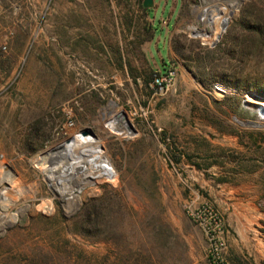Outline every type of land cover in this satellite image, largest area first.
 Instances as JSON below:
<instances>
[{"label":"rangeland","instance_id":"obj_1","mask_svg":"<svg viewBox=\"0 0 264 264\" xmlns=\"http://www.w3.org/2000/svg\"><path fill=\"white\" fill-rule=\"evenodd\" d=\"M143 2L0 0V264H210L187 212L206 202L225 260L264 264V0ZM82 138L114 171L78 182L64 162L68 214L49 162ZM87 205L104 220L85 234Z\"/></svg>","mask_w":264,"mask_h":264},{"label":"bare ground","instance_id":"obj_2","mask_svg":"<svg viewBox=\"0 0 264 264\" xmlns=\"http://www.w3.org/2000/svg\"><path fill=\"white\" fill-rule=\"evenodd\" d=\"M105 153L102 152L100 149L98 143L94 140H87V139H80L75 144L73 143L70 147H68L66 150L62 152V155L56 163V172L49 173V182L51 184V188L56 193L58 198L61 200L62 204L64 205L66 212L68 214L72 213V210L74 208V200H79V193H66L67 192V186L64 184L58 185L56 183L55 175H60L61 172H67V175L73 171L72 174L68 175L71 177L73 181H87L90 182V180L94 177L102 178L107 175V171H105V168H109V171H114V167L112 164L107 161L108 157H105ZM64 162H69V164L72 165V169H70V165H68V169L64 171L61 168L63 167ZM105 164V165H103ZM80 168H87L88 171L85 170L84 177L80 178L76 173V167ZM66 168V167H65ZM3 170H8L6 165L4 166ZM70 171V172H69ZM80 171V170H79ZM78 172V171H77ZM65 174V173H63ZM76 174V175H75ZM74 176V178H73ZM68 178V177H67ZM70 179V180H71ZM67 180V179H66ZM99 180V179H98ZM4 181V177L1 179V183ZM72 183V182H71ZM83 183V182H82ZM70 186V184H69ZM70 189V187H69ZM82 186L78 187V190L81 191ZM7 200H11L12 203L15 200H19L21 197V194L16 192L15 190H10L8 195H6ZM5 197V196H4ZM11 204V203H10ZM64 209V210H65ZM16 217V216H15ZM7 220V219H6ZM8 223V220L6 221Z\"/></svg>","mask_w":264,"mask_h":264},{"label":"built area","instance_id":"obj_3","mask_svg":"<svg viewBox=\"0 0 264 264\" xmlns=\"http://www.w3.org/2000/svg\"><path fill=\"white\" fill-rule=\"evenodd\" d=\"M166 81L167 78L156 76L155 82L158 86L163 87ZM187 212L206 234L210 264H230L224 258L226 249L224 221L218 210L206 202L199 206L189 205Z\"/></svg>","mask_w":264,"mask_h":264},{"label":"trees","instance_id":"obj_4","mask_svg":"<svg viewBox=\"0 0 264 264\" xmlns=\"http://www.w3.org/2000/svg\"><path fill=\"white\" fill-rule=\"evenodd\" d=\"M142 9H144V5L141 6ZM147 34L148 36L150 35V32L151 30L153 29V27L151 26H147ZM154 72L152 71L151 72V78L152 79V74ZM211 80H215V81H219L221 83H223L224 85L226 84H229L227 83L226 81H223L221 80L220 78H213V79H210V81H208V88L211 89V85H213V81ZM231 85V84H229ZM232 86V85H231ZM232 87H235V86H232ZM237 88V87H235ZM224 91H227V90H224ZM227 95H226V98H229L228 95H230V92H226ZM254 93H257L258 95L264 97V93H260V92H254ZM228 96V97H227ZM250 96H251V102H252V105L258 110V109H261V108H264V99H261V98H258V97H255L254 95H252L250 93ZM238 101V100H236ZM258 124H261L259 122H257ZM38 130L39 128L37 126L34 127V130L32 131L31 133V137L32 139L34 137H37L38 136ZM41 146H39L38 148H36V150H38ZM35 150V151H36ZM104 220V217H103V212H102V209L99 205H87L84 210H82V212L80 213V217L77 221V227L79 229V231L83 232V233H88L90 230H92L91 228H97L99 227V224L102 223V221Z\"/></svg>","mask_w":264,"mask_h":264},{"label":"water","instance_id":"obj_5","mask_svg":"<svg viewBox=\"0 0 264 264\" xmlns=\"http://www.w3.org/2000/svg\"><path fill=\"white\" fill-rule=\"evenodd\" d=\"M153 3H154V0H144L143 5H144L145 8H151V7L153 6ZM249 93H251V94L254 95L255 97H258V98L264 99V97L258 95L257 93H254V92H249ZM124 114H125V113H124ZM125 116H126V114H125ZM126 118H127V116H126ZM127 119H128V118H127ZM235 119H236V121H237L240 125H242V126H257V125H258V123H257L256 121H254V120L243 121V120L238 119L237 117H235ZM130 126L133 128L134 131H136L131 123H130ZM81 134L84 135V136H89V135H90V136H92V135L95 136L94 132H93L92 130H90V129H85V130H83V131L81 132ZM58 161H59L58 156L54 155V156L52 157L51 161L49 162L50 169H51V167H52L54 164L56 165V163H58ZM67 169H68V166H66L65 170H67ZM69 172H70V171H69Z\"/></svg>","mask_w":264,"mask_h":264}]
</instances>
